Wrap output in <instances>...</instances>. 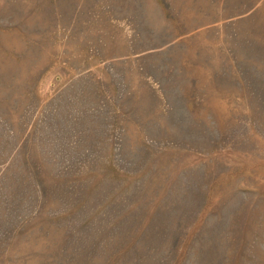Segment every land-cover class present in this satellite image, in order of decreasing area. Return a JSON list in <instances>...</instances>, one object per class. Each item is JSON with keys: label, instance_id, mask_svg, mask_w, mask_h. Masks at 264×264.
<instances>
[{"label": "rangeland", "instance_id": "rangeland-1", "mask_svg": "<svg viewBox=\"0 0 264 264\" xmlns=\"http://www.w3.org/2000/svg\"><path fill=\"white\" fill-rule=\"evenodd\" d=\"M0 264H264V0H0Z\"/></svg>", "mask_w": 264, "mask_h": 264}]
</instances>
